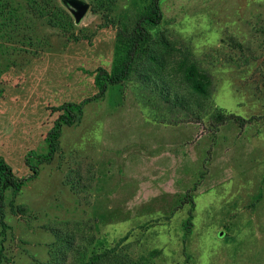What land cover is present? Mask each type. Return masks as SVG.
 Instances as JSON below:
<instances>
[{
    "label": "rangeland",
    "instance_id": "obj_1",
    "mask_svg": "<svg viewBox=\"0 0 264 264\" xmlns=\"http://www.w3.org/2000/svg\"><path fill=\"white\" fill-rule=\"evenodd\" d=\"M11 1L20 19L0 20V157L27 178L28 155L47 153L59 116L49 108L97 93L94 72L112 70L118 31L134 27L148 0H118L111 13L91 7L67 34L26 0ZM39 1L47 11L63 7ZM161 6L154 38L164 34L175 58L189 50L212 80L203 119L167 111L136 76L110 87L86 105L81 124L63 128L54 161L18 194L27 211L7 206L12 229L0 264L49 261L57 229L94 234L101 249L127 236L119 248L135 259L158 252L152 264H187V255L190 264H264V0ZM214 109L256 120L220 124ZM1 240L0 225V249Z\"/></svg>",
    "mask_w": 264,
    "mask_h": 264
},
{
    "label": "trees",
    "instance_id": "obj_2",
    "mask_svg": "<svg viewBox=\"0 0 264 264\" xmlns=\"http://www.w3.org/2000/svg\"><path fill=\"white\" fill-rule=\"evenodd\" d=\"M26 1L34 13L47 17L52 27L60 28L65 34L72 31L73 17L63 5V7L56 6L52 11H47L39 0ZM161 1L148 0V5L134 27L130 29L128 25H125L120 28L112 70L109 72L100 67L94 72L97 88L95 95L81 103L65 102L60 106L49 108L53 114L58 113L59 116L45 139L48 145L47 153L28 155L26 163L31 173L27 178H18L13 168L3 157H0L1 262L5 258L4 243L8 231L12 229L6 222L7 206L13 214H22L27 211L26 207L16 205L18 194L29 182L39 176L40 165L51 164L54 161L60 149L63 128L81 124L86 105L104 100L110 87H121L136 76L146 91L151 88V93L154 96L158 95L167 104V111L175 113L176 110H182L199 120L203 119V113L209 108L206 105L212 95V80L209 73L201 69L198 62L194 60L189 50L179 51V58H175L177 50L164 34H161L158 40L154 38L152 29L160 26L164 20ZM91 2L93 11L111 13L118 0H91ZM12 3L11 0H0L2 26H5L8 21L20 19V10ZM214 110L213 117L220 124L237 120L244 126L256 120L255 118L245 120L234 114H226L221 109ZM66 182L71 185L73 191H79L77 184L71 181L70 177ZM8 191L12 192V198L9 201ZM187 197V201L194 206L192 195L188 194ZM193 218L192 209L185 223L187 236L192 233ZM53 233L55 241L50 245L49 261L39 264H152L151 258L158 254L154 252L138 259L130 257L119 248L126 241L127 236L122 238L117 246L101 249L98 246L100 242L94 234H79L60 229L53 230ZM190 260L191 256L187 255V264H190Z\"/></svg>",
    "mask_w": 264,
    "mask_h": 264
},
{
    "label": "water",
    "instance_id": "obj_3",
    "mask_svg": "<svg viewBox=\"0 0 264 264\" xmlns=\"http://www.w3.org/2000/svg\"><path fill=\"white\" fill-rule=\"evenodd\" d=\"M62 5L74 18L75 24L80 25L85 16L91 10V4L87 0H60ZM224 234L221 233L220 237Z\"/></svg>",
    "mask_w": 264,
    "mask_h": 264
}]
</instances>
